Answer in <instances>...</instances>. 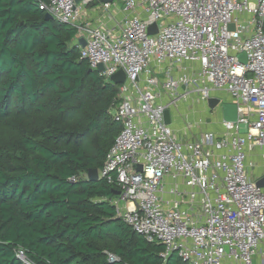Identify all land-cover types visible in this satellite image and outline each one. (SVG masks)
Returning <instances> with one entry per match:
<instances>
[{"label":"built area","instance_id":"built-area-1","mask_svg":"<svg viewBox=\"0 0 264 264\" xmlns=\"http://www.w3.org/2000/svg\"><path fill=\"white\" fill-rule=\"evenodd\" d=\"M37 4L75 29L71 43L105 81L125 75L111 111L120 130L98 169L118 191L103 198L115 216L162 245L163 260L264 264V0Z\"/></svg>","mask_w":264,"mask_h":264},{"label":"trees","instance_id":"trees-1","mask_svg":"<svg viewBox=\"0 0 264 264\" xmlns=\"http://www.w3.org/2000/svg\"><path fill=\"white\" fill-rule=\"evenodd\" d=\"M44 14L0 0V264H189L163 260L103 199L114 188L87 178L120 130L117 92L88 70L75 29Z\"/></svg>","mask_w":264,"mask_h":264},{"label":"water","instance_id":"water-1","mask_svg":"<svg viewBox=\"0 0 264 264\" xmlns=\"http://www.w3.org/2000/svg\"><path fill=\"white\" fill-rule=\"evenodd\" d=\"M79 0H76V2H78ZM105 1H111V0H105ZM46 19H53L52 16L45 12L44 14ZM230 29H233V24L229 25ZM156 25L152 24L151 26H149L148 31L149 33H154L156 32ZM79 43L84 47L85 46V40L83 38L79 39ZM239 58L241 60L244 61V54H240ZM89 71H92L91 68L88 69ZM98 70H103V65L102 64H98ZM125 79V75L122 71H118L116 72L114 75H112L111 80L113 81V88L115 89V91L118 93L119 92V83H122ZM218 103V99L217 98H209L208 99V105L211 109L215 108V106ZM165 117V122L168 123L169 122V112L165 111L164 114ZM222 117L224 120L226 121H235L237 118V113H236V106L235 104L232 103H225L222 105ZM247 128L245 124H240L238 127V131L239 132H246ZM140 169V166H139ZM86 176L89 180L91 181H98L99 175H98V169L97 168H90L88 169ZM257 184L259 186H264V178L260 179L257 181ZM113 193L117 194L118 191H113Z\"/></svg>","mask_w":264,"mask_h":264},{"label":"rangeland","instance_id":"rangeland-1","mask_svg":"<svg viewBox=\"0 0 264 264\" xmlns=\"http://www.w3.org/2000/svg\"><path fill=\"white\" fill-rule=\"evenodd\" d=\"M210 113H211V120L215 119V115L217 116L218 113V107H215L213 109H209Z\"/></svg>","mask_w":264,"mask_h":264},{"label":"crops","instance_id":"crops-1","mask_svg":"<svg viewBox=\"0 0 264 264\" xmlns=\"http://www.w3.org/2000/svg\"><path fill=\"white\" fill-rule=\"evenodd\" d=\"M211 125H208V127L210 128Z\"/></svg>","mask_w":264,"mask_h":264}]
</instances>
